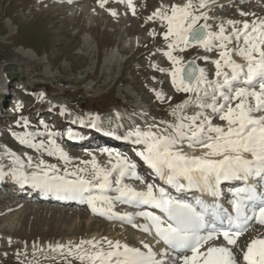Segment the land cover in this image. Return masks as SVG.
I'll list each match as a JSON object with an SVG mask.
<instances>
[{
    "label": "rangeland",
    "instance_id": "rangeland-1",
    "mask_svg": "<svg viewBox=\"0 0 264 264\" xmlns=\"http://www.w3.org/2000/svg\"><path fill=\"white\" fill-rule=\"evenodd\" d=\"M81 1L0 0V166L5 172L16 166L8 153L21 159L25 171H34L35 164L43 159L55 164L61 175L65 169L71 172L83 167L80 162L90 161L93 156L100 165L109 167L105 149L113 157L119 154L136 162L143 145H130L127 134L137 127L146 130L151 124L163 127L161 122L174 123L173 108L192 96L172 86L168 75L172 64L163 55L168 50L163 38L166 28L159 20H148L162 4L184 0H133L135 14L127 7V0H108L103 8L99 0H87V11ZM209 3L208 7L213 8L207 12L212 31H218L222 23L230 31V20L264 19V0H208ZM111 11L117 15H111ZM136 36L142 40L137 50L122 52ZM173 54L182 57L184 63L194 60L209 79H215L211 61L219 58L217 52L192 48ZM111 55L114 60L110 63ZM156 92L163 93L164 102L156 98ZM197 111L191 107L184 114L191 116ZM214 118L215 124H224ZM25 132L40 133L33 142L43 140L46 147L50 139L55 140L71 163L66 165L58 154L49 156L43 149L37 151L20 144L13 133ZM108 142L120 143L121 147L108 144L109 147ZM140 176L154 182L145 173ZM124 182L132 184L127 178ZM16 183L10 176L0 180V264H80L66 254V249L56 254L50 246L75 245L90 240L92 235L95 240L106 237L145 250L135 237L146 233L131 225L93 214L86 203L78 200L52 203L21 196L15 193L17 186L29 193L30 186ZM136 185L143 186L139 181ZM231 186L242 185L233 182ZM227 208L230 210L229 205ZM115 210L128 208L116 203ZM258 236H264V228L252 222L237 241L240 247L234 249L238 264H246V246ZM144 237L142 242L151 245V236ZM43 246L45 249L40 251ZM151 246L158 253L160 246L164 247Z\"/></svg>",
    "mask_w": 264,
    "mask_h": 264
},
{
    "label": "snow or ice",
    "instance_id": "snow-or-ice-1",
    "mask_svg": "<svg viewBox=\"0 0 264 264\" xmlns=\"http://www.w3.org/2000/svg\"><path fill=\"white\" fill-rule=\"evenodd\" d=\"M99 2L103 8L108 0ZM208 6V0L162 4L148 17L166 28L163 38L168 50L163 55L172 64L168 72L172 86L177 92L193 95L173 108L174 123L161 122L163 127L151 124L146 130L137 127L125 137L143 145L137 155L178 195L145 181L137 173L136 163L119 154L113 157L107 149L109 167L100 165L93 156L80 162L83 167L71 172L65 169L63 175L55 164L43 159L35 164L34 171H25L26 165L15 153H8L15 167L5 172L0 166V180L10 176L22 186L30 185L58 200L86 203L93 214L126 222L153 236L163 250L158 253L144 242L145 250H141L104 237L50 246L52 252L66 249V254L80 264H238L234 252L240 247L237 241L252 222L264 226V19L230 20V31L224 24L212 31L207 12L202 11ZM127 7L135 14L133 0H127ZM111 15L117 13L111 11ZM190 46L218 53L219 58L211 61L215 79H209L194 60L184 63L182 57L173 54L185 52ZM204 59L208 61L207 56ZM155 95L164 102L163 93ZM191 107L199 111L191 116L184 114ZM213 116L224 124H215ZM13 135L22 145L43 149L49 156L58 154L66 165L71 163L55 140L50 139L46 147L43 140L33 142L40 133ZM68 135L72 138L71 133ZM185 146L193 150L192 154L184 151ZM197 149L199 154H195ZM27 167H32L31 158ZM126 178L139 181L143 189L125 183ZM226 182L242 185L229 189L227 203L231 210L220 202L225 195L221 185ZM108 192L116 195L109 196ZM185 193H191L194 199H187L182 195ZM116 203L140 210L118 213L114 211ZM136 218L145 223L137 224ZM221 238V243H211ZM243 260L246 264H264V238L251 239Z\"/></svg>",
    "mask_w": 264,
    "mask_h": 264
},
{
    "label": "bare ground",
    "instance_id": "bare-ground-1",
    "mask_svg": "<svg viewBox=\"0 0 264 264\" xmlns=\"http://www.w3.org/2000/svg\"><path fill=\"white\" fill-rule=\"evenodd\" d=\"M81 3H83L84 5H85V7H84V11H87L88 10V6H87V3H88V1L87 0H82L81 1ZM213 4H215V3H213ZM209 5H210V3H209ZM211 6L210 7H208V8H206V9H203V11H205V12H209V11H212L211 9H213V8H211ZM111 13V12H110ZM109 13V14H110ZM212 14V13H211ZM209 15V14H208ZM239 15V14H238ZM111 17V16H110ZM237 17V16H236ZM211 19V18H210ZM210 19H208V21H207V24L210 26V30H212L211 28H212V25H211V23H212V20H210ZM247 21V19H246V17H243L240 21ZM204 23H205V21H203ZM154 22H152V24H153ZM221 23V22H220ZM223 24V23H222ZM140 37H138V36H136L134 39H132L131 41L129 40V42L127 43V44H125V47L124 48H122L121 49V51L123 52H125L126 50L127 51H129V52H131L132 53V51H134V50H137V48L140 46V44H141V42H142V40H140L139 39ZM192 48H199L198 46H190L186 51H190ZM202 50L203 52H205L202 48H199V50ZM25 52L27 53V54H29L30 56H35L34 54V52H32V51H30V50H25ZM206 53V52H205ZM234 59H236L237 60V62H242L241 60H240V58L239 57H234ZM108 60H109V62L111 63V61H113L114 60V56H109V58H108ZM106 62H108V61H106ZM199 67V66H198ZM193 95V94H192ZM193 110V109H192ZM210 115H211V113H210ZM213 120H215V118L213 119ZM130 140V145H133V146H136V145H138V144H134V143H132V141H131V139H129ZM108 144H111V145H116L117 146V148L119 147H121V144L119 143H117V142H108V143H106V145H108ZM109 146V145H108ZM110 147V146H109ZM184 151L185 152H187V153H189V154H192V151L193 150H191V149H188L186 146L184 147ZM199 149H197L196 150V153L195 154H199ZM151 170V169H150ZM152 171V170H151ZM74 178V177H73ZM5 179V178H4ZM129 181H131V183L132 184H129V185H131L132 187H134V188H136L137 190H142L143 189V186H138V185H136V183H137V181L136 180H134V179H129ZM135 181V182H134ZM161 182H162V180H159V182H157V186L158 187H160V184H161ZM226 183H228V184H226ZM224 185H222L223 186V190H228L229 189V182H226ZM231 183V182H230ZM135 184V185H134ZM30 186V185H29ZM10 187H13V185L12 186H10ZM230 188H232V187H230ZM29 190H31L32 192L34 191L35 193L36 192H39V193H42L41 191H39L38 189H35V188H33V187H31L30 186V189ZM18 194L19 195H21V196H27V194H25V193H23L22 191H20V190H18ZM28 193V192H27ZM43 194V193H42ZM197 195H199V193H197ZM31 196H33V194L31 195ZM35 196V195H34ZM224 196H222V198H223ZM205 199L206 200H210L211 198H209V197H205ZM56 201H61V200H58V199H56ZM223 205H224V207H226L227 208V205H225L222 201H220ZM80 203V202H79ZM123 205H125V204H123ZM88 206V205H87ZM89 207V206H88ZM126 208H128V210H123V211H116V212H118V213H124V212H130V213H135V212H137V211H139L140 209H136V208H133V207H128V205L126 206ZM89 209H90V211H91V208L89 207ZM88 209V210H89ZM145 210H149V211H155V210H152V209H145ZM230 210H231V208H230ZM114 211H115V209H114ZM92 212V211H91ZM135 222L137 223V224H143V223H145V221H143L142 219L141 220H139L138 218H136V220H135ZM123 224H127L126 222H122ZM263 228H264V226H262ZM133 228V227H132ZM133 229H136L138 232H142V231H140V230H138L137 228H133ZM95 235V234H94ZM144 235H146V234H144ZM144 235H142V233L141 234H138V235H136V241H137V243L138 244H141L142 243V240H144L143 238H145L144 237ZM96 236V235H95ZM149 236H151V235H149ZM97 237V236H96ZM259 237V236H258ZM91 238V239H90ZM89 239L90 240H95L96 238H94V236L92 235V237H90ZM151 238H152V240H150V242H151V245H155L157 248L160 246V245H162V244H157L156 243V241H155V239L153 238V236H151ZM261 238H264V236L263 237H261ZM98 240V239H97ZM220 242H222V238H221V240L220 241H213V242H211V243H214V244H219ZM72 243V242H71ZM121 243H124V244H127V242H121ZM226 243V242H225ZM238 243V242H237ZM250 243V242H249ZM68 244V243H67ZM41 245V244H40ZM57 245V244H56ZM55 245V246H56ZM129 246H130V244H128ZM23 246V245H22ZM163 246V245H162ZM207 247V245L205 246V248ZM163 247H161L160 246V248H159V251L161 252L163 249H162ZM39 249H40V251L42 250V249H45V246H43V247H39ZM39 251V252H40ZM201 251H204V249H202ZM38 252V253H39ZM59 253V252H58ZM56 254H57V252H56ZM246 263V262H245Z\"/></svg>",
    "mask_w": 264,
    "mask_h": 264
},
{
    "label": "water",
    "instance_id": "water-1",
    "mask_svg": "<svg viewBox=\"0 0 264 264\" xmlns=\"http://www.w3.org/2000/svg\"><path fill=\"white\" fill-rule=\"evenodd\" d=\"M190 61H192V60H190ZM188 62V61H187ZM186 63V62H185Z\"/></svg>",
    "mask_w": 264,
    "mask_h": 264
}]
</instances>
